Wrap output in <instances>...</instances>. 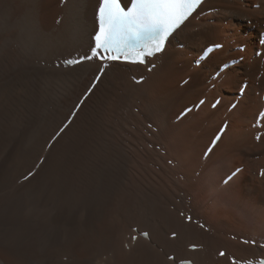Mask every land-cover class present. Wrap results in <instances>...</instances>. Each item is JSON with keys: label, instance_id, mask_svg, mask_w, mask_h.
Wrapping results in <instances>:
<instances>
[{"label": "bare ground", "instance_id": "bare-ground-1", "mask_svg": "<svg viewBox=\"0 0 264 264\" xmlns=\"http://www.w3.org/2000/svg\"><path fill=\"white\" fill-rule=\"evenodd\" d=\"M99 3L0 0V264H233V258L264 257V85L250 90L252 98L236 97L238 113L228 110L226 119L241 127L227 126L207 158H198L203 141L194 146V135L181 128L197 111L178 116L198 96L196 104L205 98L199 113L219 117L211 87L225 80L223 103L234 100L236 86L243 88L245 61L215 73L237 46L246 44L239 59L254 36L261 39L264 0H204L147 65L112 62L47 147L101 68L97 60L56 65L92 47ZM210 44L219 50L196 65ZM219 52L229 59L210 66ZM184 82L193 83L182 97L188 103L177 96L170 108L166 90L180 93ZM197 120L189 123L192 130ZM226 143L229 158L213 168ZM142 153L156 161L154 169L143 165ZM233 159L247 168L229 178Z\"/></svg>", "mask_w": 264, "mask_h": 264}, {"label": "snow or ice", "instance_id": "snow-or-ice-1", "mask_svg": "<svg viewBox=\"0 0 264 264\" xmlns=\"http://www.w3.org/2000/svg\"><path fill=\"white\" fill-rule=\"evenodd\" d=\"M201 3L202 0H130V6H126L121 0H102L98 11L99 31L95 35L94 46L89 54L79 60H67L66 64L74 66L86 61H99L101 71L92 85L94 88L103 74L105 61L141 65L147 63L149 58L163 50L166 40L192 16ZM67 126L65 124L60 133ZM256 139L259 140L260 137L257 136ZM216 140H219V136ZM187 220L191 221L192 217H187ZM142 235L147 238L149 234L143 232ZM172 236L174 238L176 233H172ZM243 243L255 244V241L245 240ZM197 247L191 245L192 250ZM219 255L224 256L225 253L220 252ZM168 258L175 259L172 256ZM179 264H192V261L180 260ZM233 264H237L235 258ZM239 264H251V261L241 260ZM260 264H264V261Z\"/></svg>", "mask_w": 264, "mask_h": 264}, {"label": "rangeland", "instance_id": "rangeland-1", "mask_svg": "<svg viewBox=\"0 0 264 264\" xmlns=\"http://www.w3.org/2000/svg\"><path fill=\"white\" fill-rule=\"evenodd\" d=\"M253 8L259 9L260 8V3L253 4ZM262 33L263 32H261V34L259 33V36H261V38H262ZM250 43H251L250 46L252 48L251 51H249L247 54H242V56L239 57V60L240 61H245L247 63V70L246 69L244 70V68L241 70V72L243 74H245V77H244V80L245 81H244L243 84H241L243 88H240V87H237V86L234 88V100L232 98V99H230V100H228L227 102H224V103L220 101L221 100V98H220L221 92H223V90H226L224 88V86H223L226 83L224 79L219 80L217 85H213V87L210 86L212 90H214L216 88L215 93H213V98H212L213 100L211 102V105L212 106L215 105V107L213 106V108H219L220 109L219 111L221 112V116H219V117H212L211 115H209L210 113H207L206 116L203 115V114H200L199 113V110L201 111L202 107L200 106L199 108H197L196 107L197 105H195L196 104V101L199 98L198 96H197V98H194L191 101L190 107L184 109V111H181L179 113V115H178L179 117H181V115H182V117L185 118V116L187 117V114L190 113L191 110H194L195 109L197 111V115L195 116V119L194 118H187L190 121H188L187 119H185L186 121H184V120L182 121L181 128L183 130L186 129L187 131H189L190 132L189 135H191V136L194 135L193 136L195 138L194 139V142H193V145L194 146L199 141H201V142L203 141L202 142V145L203 146L202 147H199V150H198V152H199L198 158L199 159L202 158V154L203 153H206L207 148L209 146V142L211 140L210 137L212 138V136L216 133V131H219V129L220 128H223V127H225V130H226V128L228 126L229 127V130L231 132H233V131H235V130H237V129H239L241 127V123L240 122L231 125V123L229 124L231 118L226 119L227 111L228 110L236 111L235 110L236 107L234 106L235 105L234 102H235L236 97L241 96V99L247 98V97L253 95V93L250 90H252L253 88H256L257 87V84H259V85L261 84L262 86L264 85V64H262V61H260L261 49H262V48L260 49V45H261V47L262 46L264 47V42L261 43V39L258 36H254L253 40ZM252 43H253V46H252ZM245 46H246V44H244V43L242 45H240V46H237L233 51H231L229 53L230 55L227 54V56L229 55L228 57L231 58V59H232V57L235 58V59H237V53H238L237 51H239L240 53L241 52H246V50H245L246 47ZM218 50H219V48H218ZM224 56L225 55L223 53H221V52H219L218 54H215L212 57V59H211V63H210L211 65L210 66H212V64H214V63L221 62V60H223L222 62H224V61H226V60L229 59V58H225ZM196 61H195V63H196ZM196 65H200V64H197L196 63ZM218 71H217V73H215V76L216 75L223 74V72L225 70L224 71H221L220 73H218ZM198 74H201V73H198ZM196 81H198V78L196 79ZM179 83L180 82H178V84ZM192 84L193 83H190V82H184L183 85H182V89L185 88V90L184 91H181L180 93H176V92H172V91L170 92V89L173 88V87L169 88V91L166 90V92H168L166 94V96H171L170 98L167 99V105L170 108L173 107V109H174L176 107V103L178 101V98H179V102L178 103H180V101L181 102L188 103L186 100H183L182 97H183V94H186L187 91H188V89H190L192 87ZM219 86L221 87L220 89H219ZM241 90H244V92L243 93H240ZM169 92H170V95H169ZM177 96H178V98H177ZM191 97H193V96H191ZM249 98H252V97H249ZM204 99L205 98H202L201 100H204ZM236 112L238 113V111H236ZM199 116L202 117V118L199 119L198 118ZM196 117H197L198 120L196 119ZM204 118H205V120H204ZM224 118H225V120L222 123V120ZM239 119H241V117L239 115L237 117H234V120H239ZM196 120L199 123H198V125H195L194 128H193V130H192L191 129L192 127H189L190 126L189 123H192L193 121L195 122ZM184 122H186V123H184ZM235 132H237V131H235ZM181 133H183V132H181ZM181 136H182L181 134L178 135L179 138H182V137L183 138H188V136L186 134H184L182 137ZM242 138L243 137L241 136L240 137V140H238V142H240L242 145H244L245 142H247L248 140L246 139L247 137L245 138V140H243ZM235 139H236V137H235ZM129 142L130 141H127L128 144H130ZM132 146L134 148L135 145L132 144ZM157 146H158V148H157ZM216 147H217V145H216ZM216 147L213 149V151L210 154H212L215 151ZM222 147H221V149L223 151L222 152V155H221L220 158H218V159H216V161H214V165H213L214 167L213 168H219L221 165H223L224 163H226L225 160H227V158H229V154H231V151L227 150V143L226 144H223ZM155 148H157L159 150V149H161V145L157 144L155 146ZM161 151L164 152L165 149H162ZM260 155L261 154H259L258 156H260ZM142 156L144 157V158L142 157V159H141L143 165L144 166L145 165L146 166H149L148 167L149 169L150 168L154 169V166L156 164V161L154 159H152L150 155L143 154ZM145 157H147V160H146ZM144 160H146V161H144ZM148 161L151 162V163H149ZM170 161H172V160H170ZM153 163H155L154 166H153ZM231 163L232 164H229V162H228L229 168L227 169L228 170L227 171V174H230L229 175V178H235L236 176H238L242 171H244L247 168L245 164H241V162H239V161L237 162L236 159H233V161ZM156 166H157V164H156ZM130 181L131 180L128 179L127 180V183H130ZM225 182H226V179L223 180V183H225ZM115 216L118 217L120 215H119V213H116ZM202 226H204V225H202ZM245 235H246V237H247V235L249 236V234H246V233H245ZM235 236L236 235H234V234H231V235L228 234V238L229 239H233ZM234 239H237V237H235ZM241 242H243V241H241ZM64 260L71 261V257L66 256L64 258Z\"/></svg>", "mask_w": 264, "mask_h": 264}]
</instances>
